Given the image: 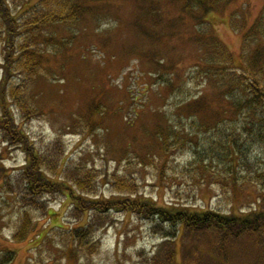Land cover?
I'll use <instances>...</instances> for the list:
<instances>
[{"label": "rangeland", "instance_id": "374dc122", "mask_svg": "<svg viewBox=\"0 0 264 264\" xmlns=\"http://www.w3.org/2000/svg\"><path fill=\"white\" fill-rule=\"evenodd\" d=\"M164 1L148 2V9L176 20L174 28L162 17L154 23L140 20L138 7L146 0H84L87 15L72 29V41L57 46V54L49 53L47 68L54 74L27 84V101L39 114L23 112L1 91L0 264H264L257 257L261 252L242 235L232 237L231 231L180 228L176 237H167L163 224L156 227L112 209L96 212L94 207L99 208L91 202L75 207L67 193L72 186L82 194L69 179L70 172L76 173L72 169L82 165L92 171L86 182L96 184L95 195L104 199L126 196L110 185L115 172L137 183V197L158 206L225 216L264 212V151L245 133L241 118L232 122L237 115L230 113L225 99L227 91L238 95L233 84L241 70L235 67L264 65V21L255 24L264 0H230L195 14L186 11L185 0ZM200 22L206 28L199 25L198 32ZM56 31L52 43L69 36L64 27ZM208 51L213 63L229 56L235 72L208 82L196 72ZM1 56L0 44V63ZM4 80L0 68V83ZM17 81L8 76L6 83ZM219 120L223 123L213 128ZM175 128L184 138L191 133V139L175 146L171 138L164 151L160 137ZM5 129L14 136L5 135ZM19 132L25 137L15 140ZM231 133L241 143L236 154L241 153L243 162L235 180L217 158L222 146L216 141ZM34 153L45 159L32 161ZM26 168L34 185L42 177L56 181L52 189L39 188V196L30 198L33 204L21 199L18 188L9 187L7 193L2 188L23 169L27 174ZM25 215L30 224L23 238L14 240ZM92 221L87 236L71 235Z\"/></svg>", "mask_w": 264, "mask_h": 264}, {"label": "trees", "instance_id": "16d2710c", "mask_svg": "<svg viewBox=\"0 0 264 264\" xmlns=\"http://www.w3.org/2000/svg\"><path fill=\"white\" fill-rule=\"evenodd\" d=\"M31 1L32 0H0V44L2 54V63H0V68L3 70L5 77L4 82L2 84L0 83V95H2L1 91H3L5 99L9 95L17 107L25 113L33 111L36 112V114H39L37 108L34 109L31 107L27 101V89H29L30 86L29 85L27 88V84L31 82L34 83L40 79L46 81L47 76L54 74V72L51 71V68H47V65L49 64V53L57 54L59 52L57 46H68V44L72 41V39H70L72 38V29H77L79 24L85 20L88 6L85 5L84 0H35L33 3ZM153 1L157 2L158 0H146L143 8L138 7L141 9L139 11L140 20H152L154 23L156 21L155 17L157 19L162 17V13L158 12V10H154L152 8L148 9L150 6L148 5V2ZM165 1H170V3L172 2V0ZM185 1L186 11L199 12L205 10V8L208 9L210 7H214L216 3H226L230 0ZM194 12L192 14H195ZM143 21H139V23ZM161 21L170 24L172 28H174L173 24L177 22L174 19H168L165 17H162ZM263 21L264 10L255 24H258L257 27H259V22L262 23ZM202 24L206 28L205 23L200 22V24L195 26L198 32L200 29L199 25ZM58 27H64L67 29L69 36H61L60 39L58 37V40L52 43L55 35L59 34V32L56 31V28ZM153 27L156 30L160 29L156 27V25H153ZM160 30H162V28ZM150 36L153 37V34ZM252 36H256V34ZM198 38L199 36L196 38L197 42H199ZM49 45H52V51L47 50ZM128 49L129 47L127 50ZM140 54L142 55V52ZM228 57L229 56H224L220 62L215 63L214 61L213 63L210 59L212 57L209 55L208 51L205 54L206 63L205 60L204 62L202 61L203 63H199L197 65L196 72L201 71L204 74V78L211 83L212 79H217L218 81L221 76L227 78V74L229 72H238L241 70L240 74L238 72L236 82L233 84L235 85L236 90L238 89V95L236 96L235 92L229 95L228 91L225 94V99L229 102L227 103V108L230 105V113L232 112L237 115L236 117H233L234 120H232V122L234 121L235 123L241 118L238 122L243 121L242 125L245 133L249 135L251 139L255 140V142L260 144L262 150L264 151V75L261 73L262 69H264V65H261L260 67L258 66L257 68L255 63H252L247 67L243 65L240 68L235 67L234 71L229 63L230 57L229 59ZM139 58H141V56ZM147 58L150 61L154 59V57L150 56H147ZM155 63L156 67H159V62L155 61ZM262 75L263 78L261 79ZM8 76H16L18 81L13 83L11 86H8L6 83ZM7 109L9 110L8 107ZM94 117L95 116L92 115V120ZM221 123L223 122H220L219 120L215 123L216 125L213 128H218ZM9 133V129H5L4 134L9 135ZM232 134L233 133L228 134L226 137L220 135V138L216 141V143L219 146H222L217 157L221 159L219 164H221L223 167L222 169L227 172L229 178L235 180L237 166L239 164H243V162L239 161L241 153L239 152L236 154V151L241 146V143H239V141L235 138L236 136H233ZM10 136L14 135L10 133ZM15 136L17 137L15 140H20L25 137L22 132L15 133ZM171 138H173L175 146L183 145L186 141H190L191 133L186 134V137L184 138L182 134L177 132L176 128L174 130L169 129L167 135L160 137V146L164 151L167 150L166 146L169 144V139ZM105 148L110 150L107 146H105ZM45 157H47V155ZM44 159L43 155L35 156L34 153L32 161H43ZM235 160L237 163L234 162ZM144 161L145 158L141 159L135 165L141 164ZM212 162L215 163V159L212 160ZM202 163H204V159L202 160ZM72 170L76 173H69L70 184L76 186L82 192V194L76 193L72 186H68L67 188V193L75 202V207L79 206L78 204L82 205L81 202H91V206L99 208V210H97L94 207L96 212L112 209L114 212L122 211L129 213L130 215L137 216L140 219L144 218L146 220H150L151 222H154L156 227L159 224H163L167 226L166 231H164L166 232L164 234L167 237H176L180 228H183V230H189L192 233L199 231L200 229L207 228L208 226L219 232L231 231V235L234 238H237L239 235L247 238L255 246V248H257V254H259V251L261 252L257 257H260L261 255L260 259H264V212L254 210L243 215L233 214L225 216L206 211L202 213H188L186 209L182 210L176 209L175 207L158 206L151 199L137 197V183L131 181L130 177L126 175L118 176L115 172L112 174L110 185H115V188L124 190L126 196L121 195L116 198L104 199L103 197L101 198L100 196L95 195L97 190L96 184H94L93 187V183L90 184V182H86L90 178L88 175L92 173L90 169L79 165L78 167L75 166ZM29 171L30 169L26 168L27 174H25V170L23 169L22 173L20 172L15 176V181L13 183H10L9 178L6 179L2 186V188L4 187L5 193H7V188L9 187L10 190L8 191L14 190V187L16 189L18 188V194L21 199L23 201L29 199L28 202L32 203L30 198L39 196V188L44 189L46 186L53 187L55 185L56 181L43 178L42 175L40 183H43V185L40 183V185H34L31 177L32 171ZM103 177L107 183V176L103 175ZM61 192L63 193L64 191ZM101 205L103 207H101ZM29 224V218H27V215L23 216L16 227V231L13 235L14 240L23 238L26 233L24 228ZM163 225L160 227L161 231L165 230ZM92 226L93 221L88 222L86 226L82 228L73 229L71 231V235L77 238L83 235L87 236V234L91 231ZM222 236H224V234ZM224 238L227 241L226 237ZM217 249L220 250V247H217ZM172 253H168V256L171 257L169 259H172L171 261H173ZM146 264L154 263L146 262Z\"/></svg>", "mask_w": 264, "mask_h": 264}]
</instances>
